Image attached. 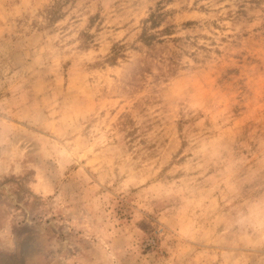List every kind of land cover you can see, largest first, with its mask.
Listing matches in <instances>:
<instances>
[{"label":"rangeland","instance_id":"rangeland-1","mask_svg":"<svg viewBox=\"0 0 264 264\" xmlns=\"http://www.w3.org/2000/svg\"><path fill=\"white\" fill-rule=\"evenodd\" d=\"M0 264H264V0H0Z\"/></svg>","mask_w":264,"mask_h":264}]
</instances>
